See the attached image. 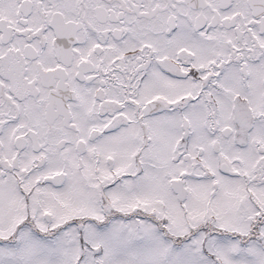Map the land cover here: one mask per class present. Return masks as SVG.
I'll return each mask as SVG.
<instances>
[{
	"label": "snow or ice",
	"instance_id": "6c2138e0",
	"mask_svg": "<svg viewBox=\"0 0 264 264\" xmlns=\"http://www.w3.org/2000/svg\"><path fill=\"white\" fill-rule=\"evenodd\" d=\"M0 264H264V0H0Z\"/></svg>",
	"mask_w": 264,
	"mask_h": 264
}]
</instances>
